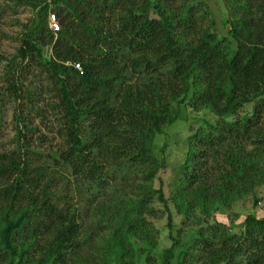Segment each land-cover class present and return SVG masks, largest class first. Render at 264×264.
Returning <instances> with one entry per match:
<instances>
[{
	"label": "trees",
	"instance_id": "trees-1",
	"mask_svg": "<svg viewBox=\"0 0 264 264\" xmlns=\"http://www.w3.org/2000/svg\"><path fill=\"white\" fill-rule=\"evenodd\" d=\"M12 1L39 7L40 21L22 39L19 58L38 64L52 84L64 138L58 161L90 194L98 241L81 237L75 206L50 198V166H32L21 151L0 153V264H133L134 251L151 264L157 242L147 215L158 212L155 195L172 228L164 191L153 188L167 162L165 142L157 149L156 139L181 120L182 105L207 109L215 119L194 117L182 138L169 196L180 214H209L264 184V0H225L229 37L217 35L213 21L199 27L206 15L196 14L201 1L180 7L172 0ZM51 3L64 26L36 41ZM50 43L44 58L39 45ZM20 71L8 86L15 99L23 90ZM251 102L252 111L240 115ZM112 181L120 184L115 193L107 191ZM243 225L216 243L198 235L195 253L183 247L175 255L170 234L162 264L173 257L174 264H264V216L248 213ZM81 245L88 249L83 256Z\"/></svg>",
	"mask_w": 264,
	"mask_h": 264
},
{
	"label": "rangeland",
	"instance_id": "rangeland-1",
	"mask_svg": "<svg viewBox=\"0 0 264 264\" xmlns=\"http://www.w3.org/2000/svg\"><path fill=\"white\" fill-rule=\"evenodd\" d=\"M49 1V0H48ZM186 0H172L171 6L180 7ZM188 1V0H187ZM196 3L201 1L202 5L196 10L199 16L206 10V15L202 16L198 22L201 28H211L219 36H228L225 28L229 25L228 19L231 18L229 8L225 0H193ZM207 5V6H206ZM39 7H32L25 1L20 4L12 0H0V153H11L21 151L24 157L29 159V164L36 167L50 166L54 171L52 178V194L50 198L59 207L75 206L79 214L80 235L82 238L92 237L94 242L98 237L94 235V229L97 227V216L94 213V205H90L88 199L90 194L85 191V186H81V179H76L71 170L58 161L57 150L62 146L64 138L59 133L61 129L60 117L57 104L58 99L52 89V84L48 79L47 73L38 64H30L29 61L19 58V49L22 46V39L32 30L37 21H40L37 15ZM50 13H56L51 3L47 16ZM60 26H64V15H57ZM46 26L43 29L34 31L33 39L39 40L41 34L48 41V33L51 32L47 17ZM61 29V27H60ZM48 32V33H47ZM33 36V35H32ZM53 41L56 34H53ZM51 42V41H50ZM42 56L49 58L52 53L51 43L48 45H39ZM10 66L18 67L23 71L19 72V79L23 82V90L19 99H15L8 91V86L13 82L12 76H17L15 70ZM28 92V93H27ZM34 99L30 100L29 98ZM33 101V102H32ZM32 102V103H31ZM174 108L177 104L173 103ZM254 102L247 103L240 110L243 115L252 111ZM181 120L166 129L162 136L156 139L157 149L162 147L165 142L163 155L166 158V167L159 170L153 180V188L162 187L165 197L168 200L169 211L171 215L172 228L168 227V216L164 213L163 206L153 199L151 205L158 208L156 215H147L151 226L154 228L156 245L150 249L151 264H162L163 251L172 246L173 240L170 234L177 238L173 245L176 255L180 248H189L192 252H197L193 246L198 235L209 238L215 243L219 240L220 234H239L243 229L244 218L248 213H254L258 217L264 216V184L254 188V191L243 198L233 201L229 206L218 205L213 208L209 214H202L199 209L194 216L185 217L180 214L170 202L169 196L173 189L174 180L178 179L177 173L180 151L184 150L182 138H185L189 132V123L194 117L207 118L212 121L215 116L207 109L201 111L191 110L189 105L180 107ZM184 118L188 123L182 122ZM191 119V120H190ZM190 120V121H189ZM193 123V122H192ZM26 124V128H24ZM199 122H195V126ZM184 136V137H183ZM251 148L250 145L247 146ZM58 161V163H57ZM112 165L106 164V170ZM119 181H112L107 191L115 193L119 190ZM80 185V186H79ZM160 210V211H159ZM205 218L203 222L199 219ZM81 242V241H80ZM142 247L146 244L138 242ZM146 251V248H143ZM87 247L81 245L79 248L80 256L87 252ZM148 252V251H146ZM88 253V252H87ZM74 259V256L71 257ZM176 258L171 262L174 264ZM107 264H117L113 259ZM133 264H147L146 253L133 252ZM194 264V263H193Z\"/></svg>",
	"mask_w": 264,
	"mask_h": 264
},
{
	"label": "built area",
	"instance_id": "built-area-1",
	"mask_svg": "<svg viewBox=\"0 0 264 264\" xmlns=\"http://www.w3.org/2000/svg\"><path fill=\"white\" fill-rule=\"evenodd\" d=\"M48 22H49V27L53 32H56L58 30H60V23L57 20V17L55 15V13H50L48 15ZM75 67L79 70V72L82 73V68L79 64H75Z\"/></svg>",
	"mask_w": 264,
	"mask_h": 264
},
{
	"label": "water",
	"instance_id": "water-1",
	"mask_svg": "<svg viewBox=\"0 0 264 264\" xmlns=\"http://www.w3.org/2000/svg\"><path fill=\"white\" fill-rule=\"evenodd\" d=\"M227 29H228V30H230V29H231V26H230V25H228V26H227Z\"/></svg>",
	"mask_w": 264,
	"mask_h": 264
}]
</instances>
